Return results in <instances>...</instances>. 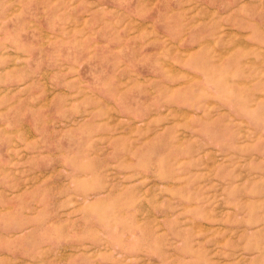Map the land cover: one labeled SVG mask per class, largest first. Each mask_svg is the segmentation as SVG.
Segmentation results:
<instances>
[{"label":"rangeland","instance_id":"obj_1","mask_svg":"<svg viewBox=\"0 0 264 264\" xmlns=\"http://www.w3.org/2000/svg\"><path fill=\"white\" fill-rule=\"evenodd\" d=\"M0 264H264V0H0Z\"/></svg>","mask_w":264,"mask_h":264}]
</instances>
